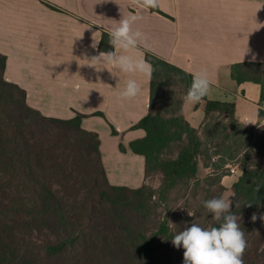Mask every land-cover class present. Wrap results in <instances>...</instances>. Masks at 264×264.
I'll list each match as a JSON object with an SVG mask.
<instances>
[{
	"label": "trees",
	"instance_id": "1",
	"mask_svg": "<svg viewBox=\"0 0 264 264\" xmlns=\"http://www.w3.org/2000/svg\"><path fill=\"white\" fill-rule=\"evenodd\" d=\"M99 50H113L106 31ZM145 59L154 69L149 112L134 128L146 136L129 145L145 158V183L132 189L109 182L99 137L82 128L84 116L64 120L31 108L26 92L5 79L7 59L0 53V223H5L2 232L7 228L0 237V264H50L60 256L70 264L92 262L97 234L104 235L105 263L184 264V249L174 247L172 238L192 223L209 228L223 222L203 201L223 196V178L234 167L243 170L231 187V210L247 241L243 261L264 264V125L241 123L236 102L206 95L198 103L203 124L192 127L183 106L193 75L147 51ZM231 77L238 84L260 85L263 119L264 62L234 64ZM83 165L96 185L102 179L106 187L96 192L89 209L77 213L73 196L65 197L61 185L66 178L78 184L75 171ZM200 165L208 171L204 177ZM154 177L156 187L150 183ZM180 208L184 211L177 212ZM82 219H87L83 226ZM21 232L35 236L37 251L24 248Z\"/></svg>",
	"mask_w": 264,
	"mask_h": 264
},
{
	"label": "crops",
	"instance_id": "2",
	"mask_svg": "<svg viewBox=\"0 0 264 264\" xmlns=\"http://www.w3.org/2000/svg\"><path fill=\"white\" fill-rule=\"evenodd\" d=\"M157 9H141L133 0H0L5 79L22 88L27 104L46 117L83 115L81 126L98 135L114 186L135 189L145 183V158L129 145L146 136L134 126L149 112L151 78L111 66L113 73L97 70L85 59L99 55L103 32L118 26L123 16L140 17L133 28L146 37L134 55L145 59L150 52L192 75L207 69L209 100L236 102L241 123L264 125L258 116L260 85L238 84L231 77V67L251 62L253 53L255 62H264V0H160ZM128 79L141 84L142 92L122 100L118 93ZM183 114L192 127L203 124L205 113L198 103L185 101ZM242 172L236 168L223 185L232 187Z\"/></svg>",
	"mask_w": 264,
	"mask_h": 264
},
{
	"label": "clouds",
	"instance_id": "3",
	"mask_svg": "<svg viewBox=\"0 0 264 264\" xmlns=\"http://www.w3.org/2000/svg\"><path fill=\"white\" fill-rule=\"evenodd\" d=\"M134 4L141 9H155L160 7V0H133ZM140 19L135 14L123 16L118 21V26L108 32L109 43L113 50L100 52L93 56L87 64L94 66L97 70L103 68L118 70L125 74H141L149 79L154 71L143 57L133 54L146 37L139 29L134 30L133 25ZM97 42L94 40L93 48ZM145 47L147 44L145 43ZM247 49L246 52H248ZM245 55V54H244ZM256 54H252L251 62H255ZM97 65H101L97 67ZM106 65V66H105ZM210 80L207 69L195 73L192 83L186 93V101L199 103L209 92ZM142 92V85L135 79H128L125 88L118 93L122 100H130ZM259 190V189H258ZM231 200L223 196L213 197L203 201V206L217 220L223 222L219 226L202 228L196 223L186 227L172 238V244L177 249L183 248L184 264H244L243 254L247 247L245 233L237 222V216L231 210ZM250 206V205H248ZM253 221L257 219L253 214ZM264 219V217H262Z\"/></svg>",
	"mask_w": 264,
	"mask_h": 264
},
{
	"label": "rangeland",
	"instance_id": "4",
	"mask_svg": "<svg viewBox=\"0 0 264 264\" xmlns=\"http://www.w3.org/2000/svg\"><path fill=\"white\" fill-rule=\"evenodd\" d=\"M84 169H87L85 165H83L81 168H78L75 171V178H78L79 182L78 184H71L69 183V178H66L63 182H62V191L63 193H65V197L69 196H73V198H71V204L72 206L76 209L77 213H82L84 211V209H89L93 198H96L97 194L96 192L98 190L104 189V187H106L105 183L102 181H100L99 185H96L94 178L92 177L91 173L89 171H84ZM200 170L201 173L200 175L202 177L206 176V174L208 173L207 170H204L202 165H200ZM233 175V173H232ZM238 173H236V177L237 178ZM233 179V180H234ZM158 178L154 177L150 180V183L156 187L158 186ZM231 180H228L226 183H230ZM233 192H232V188H226V191L223 194V197L226 200H231L233 199ZM70 199V198H69ZM184 211L182 208L178 209L177 212H181ZM102 221H104V218L101 217ZM4 220V219H3ZM6 220V218H5ZM82 226L87 222V219H82ZM5 223H0V237L4 238L6 236V231H3ZM86 230V229H85ZM40 238V237H39ZM95 238L97 239L98 246L94 247L95 250V256L97 257H93L92 259H96L92 262H86L85 260L81 261V262H77L74 264H108L105 263L103 261L101 257L102 255V240L104 239V235L103 234H97L95 236ZM42 239V238H40ZM113 239V235L109 234V240L111 241ZM21 243L24 245V248H27L31 251H37L39 249L38 246H40V243L35 239V236L30 234V233H26V232H21ZM29 250H27L29 252ZM31 253L28 254V258L30 259ZM78 254H82L81 252H79ZM80 259H85L82 256L78 257ZM71 262L66 260L65 258H62L61 256L59 258H57L56 260L53 259V261L50 264H70ZM110 264H120V263H110Z\"/></svg>",
	"mask_w": 264,
	"mask_h": 264
},
{
	"label": "built area",
	"instance_id": "5",
	"mask_svg": "<svg viewBox=\"0 0 264 264\" xmlns=\"http://www.w3.org/2000/svg\"><path fill=\"white\" fill-rule=\"evenodd\" d=\"M236 168H238V167H234V168L231 169L232 173L235 172Z\"/></svg>",
	"mask_w": 264,
	"mask_h": 264
}]
</instances>
